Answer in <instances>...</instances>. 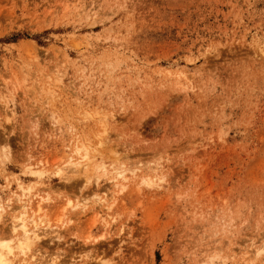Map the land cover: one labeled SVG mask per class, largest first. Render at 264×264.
<instances>
[{"label": "clouds", "instance_id": "1", "mask_svg": "<svg viewBox=\"0 0 264 264\" xmlns=\"http://www.w3.org/2000/svg\"><path fill=\"white\" fill-rule=\"evenodd\" d=\"M127 2L69 0L52 26L77 34ZM257 19L163 70L131 53L120 24L75 62L0 45V264H264V182L229 177L209 197L194 180L232 116L264 102ZM162 196L170 224L153 245L145 202Z\"/></svg>", "mask_w": 264, "mask_h": 264}, {"label": "rangeland", "instance_id": "2", "mask_svg": "<svg viewBox=\"0 0 264 264\" xmlns=\"http://www.w3.org/2000/svg\"><path fill=\"white\" fill-rule=\"evenodd\" d=\"M66 3L69 0H0V45L8 44L21 53L37 56L45 50L53 64L75 62L77 50L85 41L99 39L120 24L124 26L121 31L131 53L163 70L167 68L166 60H175L189 50L194 53L202 40L212 36L219 39L224 33H235L238 39L244 26H253L249 23L250 16L258 17L257 24L264 23V0H128L126 11L111 22L102 21L72 34L70 28L52 26L64 18ZM65 43L70 47L66 49ZM232 121L234 127L230 126L225 143L210 147L196 158L194 180L201 184V195L218 196L215 185L229 177L264 182V102L235 113ZM237 128L242 136L236 132ZM206 131L213 135L216 129L209 126ZM48 158L54 161L56 154ZM167 210L166 196L155 203L145 202L144 218L155 237L153 245L157 241L166 242L165 229L170 224L164 216ZM136 259L143 260L139 256ZM143 264L148 261L143 260Z\"/></svg>", "mask_w": 264, "mask_h": 264}]
</instances>
